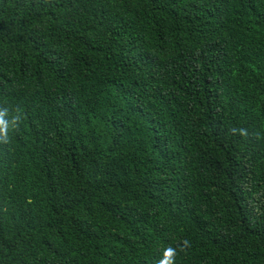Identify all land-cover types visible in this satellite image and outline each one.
Instances as JSON below:
<instances>
[{"label":"trees","instance_id":"trees-1","mask_svg":"<svg viewBox=\"0 0 264 264\" xmlns=\"http://www.w3.org/2000/svg\"><path fill=\"white\" fill-rule=\"evenodd\" d=\"M0 120V264H264V0H0Z\"/></svg>","mask_w":264,"mask_h":264},{"label":"clouds","instance_id":"clouds-1","mask_svg":"<svg viewBox=\"0 0 264 264\" xmlns=\"http://www.w3.org/2000/svg\"><path fill=\"white\" fill-rule=\"evenodd\" d=\"M2 124H4V121L3 120H0V125H2ZM173 249H168V251H167V253H166V256H168V257H171L172 256V254H173Z\"/></svg>","mask_w":264,"mask_h":264}]
</instances>
